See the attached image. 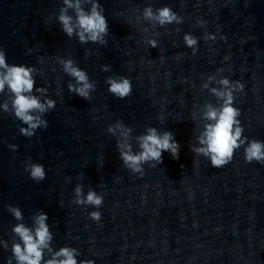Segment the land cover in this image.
<instances>
[{
  "label": "clouds",
  "instance_id": "clouds-1",
  "mask_svg": "<svg viewBox=\"0 0 264 264\" xmlns=\"http://www.w3.org/2000/svg\"><path fill=\"white\" fill-rule=\"evenodd\" d=\"M65 4L71 7L70 0H64ZM78 11V23L83 31L80 32V40H85V33H88V39L98 41L102 39L101 34H107L108 24L106 18L98 12L97 5H94L90 14H85L79 8V3L76 5ZM59 16V20L63 25V30L71 36L73 28L70 26V17L63 14ZM147 17L152 16L150 9L145 10ZM159 22L161 24L171 23L176 20L175 13H172L169 8H164L159 11ZM179 22V21H177ZM185 42L189 47L197 43L196 39L191 35L185 36ZM152 47H156L155 42H150ZM65 71L74 76L80 87L74 88L69 85V91H74L76 95L87 100L89 99V89L92 85L87 82V76L81 70L72 66L71 61L65 62ZM0 69H6L5 72L0 73V91L4 89L5 84L9 86L15 94L14 108L15 116L27 125L26 128H21L20 131L25 136H32L34 130L39 128L41 124L47 127V122L40 119L39 116H33V111L43 113L47 111L44 104H41L35 97L24 95L25 92H31L33 89L34 81L31 78V69L24 66H11L5 63L4 53L0 51ZM109 91L118 96L126 97L132 90V85L129 79L121 78L120 80L109 79ZM223 84L227 85L228 81L223 80ZM243 90V85H240ZM47 107H53V102L48 101ZM208 118L216 120L215 125L208 126L206 132V140L201 143H206L207 148L199 149L204 155H210V164L212 167H222L230 162L233 158V151L239 147L237 140L240 136V129L237 128L233 132V125L238 123L236 117L239 115L237 109L231 106V93H227V100L224 108L219 116L215 111L208 112ZM15 147V146H10ZM141 152L139 154H131V151L121 152V159L124 164L131 168L133 171H141L140 165L142 162L154 160L158 164L163 162L162 153L169 152L174 159L179 158V144L175 141L170 132H165L162 136L157 135L155 129H149V135L141 138L140 144ZM245 160L251 163L253 160L257 162H264V143L252 141L245 149ZM183 167V166H181ZM30 173L33 180L40 181L45 178V170L41 164L33 163L25 169ZM77 195L79 197L81 189L78 186ZM77 203L89 204L94 207H99L103 203V198L95 194L94 191H89L85 199H77ZM16 219H21V213L18 208H10ZM90 216L94 220H99L101 217L100 212L93 211ZM47 216L41 213L36 218L38 227L35 231V236L31 233L30 229L24 227L22 224L17 225L13 230L19 235L23 241V247L20 244L13 246L12 252L17 260V264H40L42 258V246L50 239V233L45 223ZM74 250L62 248L60 252L56 253L57 256H63L64 259L57 261L56 259L49 260L47 264H77V260L73 255ZM81 264H93L91 261H82Z\"/></svg>",
  "mask_w": 264,
  "mask_h": 264
}]
</instances>
